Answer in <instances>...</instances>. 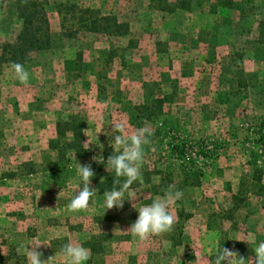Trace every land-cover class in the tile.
<instances>
[{
    "label": "rangeland",
    "instance_id": "374dc122",
    "mask_svg": "<svg viewBox=\"0 0 264 264\" xmlns=\"http://www.w3.org/2000/svg\"><path fill=\"white\" fill-rule=\"evenodd\" d=\"M40 1L52 49L0 72V264H264V0ZM73 6L129 36L88 32ZM20 29L0 0V48ZM58 121L90 159L58 158ZM109 150L129 185L89 192Z\"/></svg>",
    "mask_w": 264,
    "mask_h": 264
},
{
    "label": "trees",
    "instance_id": "16d2710c",
    "mask_svg": "<svg viewBox=\"0 0 264 264\" xmlns=\"http://www.w3.org/2000/svg\"><path fill=\"white\" fill-rule=\"evenodd\" d=\"M154 3L157 7L155 9L162 14L172 13L178 8L170 0H154ZM220 3L229 9H235L237 5L232 0H220ZM45 5V1L40 0H16V16L21 21V29L14 42L4 43L0 48V72L4 66H24L34 55H43L52 49L53 42ZM181 5L188 7L186 2H182ZM72 8L79 13L80 22L87 25L86 29L90 33L108 37L129 36V25L118 21L115 16H104L98 10L87 7ZM257 27L259 39L264 43V18ZM65 33L64 37H70L69 32ZM55 126L56 140L51 141L49 147L57 152L59 159L65 160L69 153H74L77 158L90 159L89 152L83 148L82 129L78 124L72 121H58ZM130 167L127 157L109 150L104 158L90 161L86 166L85 188L100 195L119 192L129 185L126 175ZM89 195L91 194H85L83 197L87 198ZM88 247L90 251L95 250L94 246Z\"/></svg>",
    "mask_w": 264,
    "mask_h": 264
},
{
    "label": "built area",
    "instance_id": "2783aa9c",
    "mask_svg": "<svg viewBox=\"0 0 264 264\" xmlns=\"http://www.w3.org/2000/svg\"><path fill=\"white\" fill-rule=\"evenodd\" d=\"M262 147L264 148V131H263V142H262Z\"/></svg>",
    "mask_w": 264,
    "mask_h": 264
}]
</instances>
